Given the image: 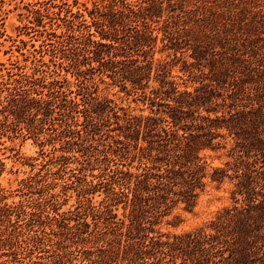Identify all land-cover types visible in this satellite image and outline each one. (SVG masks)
Here are the masks:
<instances>
[{"label":"trees","instance_id":"1","mask_svg":"<svg viewBox=\"0 0 264 264\" xmlns=\"http://www.w3.org/2000/svg\"><path fill=\"white\" fill-rule=\"evenodd\" d=\"M24 8L39 57L0 69V154L41 156L0 187V264H264V0ZM226 183L207 220L159 229Z\"/></svg>","mask_w":264,"mask_h":264},{"label":"rangeland","instance_id":"2","mask_svg":"<svg viewBox=\"0 0 264 264\" xmlns=\"http://www.w3.org/2000/svg\"><path fill=\"white\" fill-rule=\"evenodd\" d=\"M28 1L30 0H0V32L2 34L0 37V69L5 79L9 77L8 74L6 75V70L11 69L9 68L11 66L14 67V64H11V62L16 63V61H18V65H24L27 71H31V67L34 63H37V58L39 57L31 46V36L23 33L24 29L20 28L23 24L28 23L27 11L24 8V5ZM88 5H90V2H88ZM33 38L37 39L39 36L35 35ZM21 40H23V42ZM39 43V40L34 41L35 47H38ZM13 71L16 72V69H13ZM100 87L104 88L103 91L105 93H109L111 96L114 94L113 97L117 100L124 98L121 93H117V89L114 87L106 86V84H100ZM124 103H127V101L124 100ZM130 104L131 108L135 109V112H138V108L135 104L131 102ZM6 144L8 147L14 148L19 158L38 157L35 162L40 160V147L37 146L31 138L17 140L14 143L6 141ZM43 155L45 157L49 155L48 151ZM23 158L16 160V156H14L13 152L9 149L0 154V187L12 190L17 187L18 181L28 174L30 167L22 163L26 162ZM225 159L224 151L216 153L211 152L208 157V162L212 166H217ZM70 166H73V163H71ZM68 175L69 173L64 176L67 177ZM227 188V183L223 184L218 189L214 187L210 188L207 193L201 196L193 213H186L181 209L175 211L181 213L184 217V222L182 224L175 228L166 224H161L159 229L162 232L182 231L190 229L207 220L217 209L227 203ZM98 198L99 197H95V200ZM12 199L18 200L19 197L15 196ZM73 202L74 196L68 200L64 208L68 207Z\"/></svg>","mask_w":264,"mask_h":264}]
</instances>
